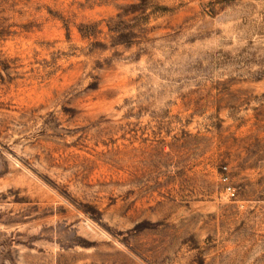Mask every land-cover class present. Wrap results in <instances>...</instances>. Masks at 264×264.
<instances>
[{"label":"rangeland","instance_id":"obj_1","mask_svg":"<svg viewBox=\"0 0 264 264\" xmlns=\"http://www.w3.org/2000/svg\"><path fill=\"white\" fill-rule=\"evenodd\" d=\"M0 264H264V0H0Z\"/></svg>","mask_w":264,"mask_h":264},{"label":"built area","instance_id":"obj_2","mask_svg":"<svg viewBox=\"0 0 264 264\" xmlns=\"http://www.w3.org/2000/svg\"><path fill=\"white\" fill-rule=\"evenodd\" d=\"M227 178H224V180H226ZM227 189L230 191L231 190V187H227Z\"/></svg>","mask_w":264,"mask_h":264}]
</instances>
